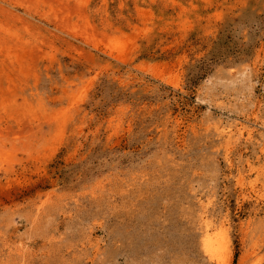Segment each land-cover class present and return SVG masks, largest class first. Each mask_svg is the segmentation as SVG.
Returning a JSON list of instances; mask_svg holds the SVG:
<instances>
[{"label":"rangeland","instance_id":"obj_1","mask_svg":"<svg viewBox=\"0 0 264 264\" xmlns=\"http://www.w3.org/2000/svg\"><path fill=\"white\" fill-rule=\"evenodd\" d=\"M0 264H264V0H0Z\"/></svg>","mask_w":264,"mask_h":264},{"label":"bare ground","instance_id":"obj_2","mask_svg":"<svg viewBox=\"0 0 264 264\" xmlns=\"http://www.w3.org/2000/svg\"><path fill=\"white\" fill-rule=\"evenodd\" d=\"M236 124H239V129L240 127H243L240 122H236L235 124L222 125L220 121H216L214 123V126L216 128L222 127L224 131L229 132L232 130L233 126H236ZM208 202L209 200L207 201V203ZM202 246L205 253L210 259L219 261L224 251H227L228 238L224 233H220L217 235V232L211 230L209 222L203 219Z\"/></svg>","mask_w":264,"mask_h":264}]
</instances>
